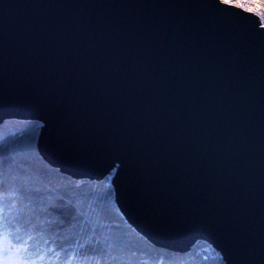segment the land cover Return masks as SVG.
Wrapping results in <instances>:
<instances>
[{
	"label": "water",
	"instance_id": "obj_1",
	"mask_svg": "<svg viewBox=\"0 0 264 264\" xmlns=\"http://www.w3.org/2000/svg\"><path fill=\"white\" fill-rule=\"evenodd\" d=\"M0 120L109 176L152 244L264 264V32L213 0H0ZM133 166H135L133 170Z\"/></svg>",
	"mask_w": 264,
	"mask_h": 264
},
{
	"label": "trees",
	"instance_id": "obj_2",
	"mask_svg": "<svg viewBox=\"0 0 264 264\" xmlns=\"http://www.w3.org/2000/svg\"><path fill=\"white\" fill-rule=\"evenodd\" d=\"M254 1L264 8V0ZM28 121L33 120L4 118L0 121V173L5 183L15 185L23 197L16 202V207L23 210L17 218L19 225L24 228L35 225V231L45 232L50 243L54 238L67 251L80 244L81 256L99 258L101 264L104 261L108 264H224L219 253L202 240L177 252L156 247L125 221L111 199L108 177L73 178L44 161L36 148L38 129ZM50 199L58 204L75 205L84 215L75 221L70 215H61L62 223H52L53 217L39 212ZM50 212L53 216L59 215L56 210L50 209ZM20 235L23 237V233ZM31 244L33 249L45 247L39 236Z\"/></svg>",
	"mask_w": 264,
	"mask_h": 264
},
{
	"label": "snow or ice",
	"instance_id": "obj_3",
	"mask_svg": "<svg viewBox=\"0 0 264 264\" xmlns=\"http://www.w3.org/2000/svg\"><path fill=\"white\" fill-rule=\"evenodd\" d=\"M216 8L222 13H234L245 15L249 18H255V26L264 32V11H254L243 7L235 0H213ZM0 7H4L0 5ZM3 37L0 36V40ZM34 128H43L44 122L41 120L28 121ZM135 166H133L134 170ZM39 191V189H36ZM23 197L15 185L6 184L3 180V174L0 173V264H101V260L96 258L93 260L90 256H81L79 249L82 245L77 244L71 246V250L59 247L55 239L49 241L46 233L43 231H35V225L29 224L27 228L17 223V218L23 211L16 207V202L22 200ZM57 199H62L58 197ZM9 201H12L10 204ZM27 208V205H25ZM50 209L56 210L59 215L53 216ZM39 212L46 217H53L50 222H63L61 215H70L71 220L75 221L78 216L84 215L80 208L65 202L58 204L53 200L42 205ZM28 214H32V210L28 209ZM43 224V220H38ZM23 233V237L20 235ZM39 236L43 241V248L33 249L31 242L35 237ZM62 257H64L62 259ZM104 264H108L104 261Z\"/></svg>",
	"mask_w": 264,
	"mask_h": 264
},
{
	"label": "built area",
	"instance_id": "obj_4",
	"mask_svg": "<svg viewBox=\"0 0 264 264\" xmlns=\"http://www.w3.org/2000/svg\"><path fill=\"white\" fill-rule=\"evenodd\" d=\"M235 2L241 4L243 7L254 11H264V8L255 3L254 0H235Z\"/></svg>",
	"mask_w": 264,
	"mask_h": 264
},
{
	"label": "bare ground",
	"instance_id": "obj_5",
	"mask_svg": "<svg viewBox=\"0 0 264 264\" xmlns=\"http://www.w3.org/2000/svg\"><path fill=\"white\" fill-rule=\"evenodd\" d=\"M10 118V117H9ZM2 120V119H1ZM0 120V121H1ZM156 247H158V248H162V247H159V246H157V245H155ZM163 249H165V248H163ZM167 250V249H166ZM168 251H172V252H177V251H174V250H168Z\"/></svg>",
	"mask_w": 264,
	"mask_h": 264
},
{
	"label": "rangeland",
	"instance_id": "obj_6",
	"mask_svg": "<svg viewBox=\"0 0 264 264\" xmlns=\"http://www.w3.org/2000/svg\"><path fill=\"white\" fill-rule=\"evenodd\" d=\"M106 177H108V181H109V176H106ZM111 199H113V196H112V198Z\"/></svg>",
	"mask_w": 264,
	"mask_h": 264
}]
</instances>
